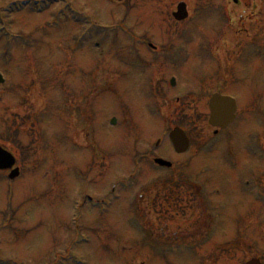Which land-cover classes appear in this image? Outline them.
<instances>
[{"label": "rangeland", "instance_id": "obj_1", "mask_svg": "<svg viewBox=\"0 0 264 264\" xmlns=\"http://www.w3.org/2000/svg\"><path fill=\"white\" fill-rule=\"evenodd\" d=\"M236 1L0 0V74L5 82L0 84V145L15 156L20 172L13 181L0 174V264H264V59L257 56L264 49V0ZM179 4L186 8L183 22L173 18ZM160 66L168 72L165 81L171 74L177 79L161 110L167 111L165 125L179 121V110L185 112L182 132L190 130L191 147L183 156L174 155L166 137L157 154L173 169H153L145 160L130 181L133 155L174 129L164 130L156 113L161 102L146 83L148 71ZM91 71L99 72L104 85L94 96L89 93L98 88L80 84L82 72ZM240 71L248 81L246 90L238 85L231 91L243 112L233 128L238 129L236 151L245 153V160L234 167L224 163L226 153L219 155L220 148L213 155H196L192 128L212 127V92L224 90L229 78L239 81ZM212 76L222 77L223 85ZM199 82L208 93L190 94L177 105L174 97L192 90L197 94ZM64 100L78 110L76 125L72 115L57 111ZM79 101L94 102L98 115L85 116L93 132L84 134L87 125L78 124ZM192 110L204 122L195 121ZM111 120L115 126H109ZM261 131L253 157L252 139ZM183 165V174L197 179L200 192L207 187L217 191L223 215L215 222V248L190 249L189 257L178 254L175 244L181 237L175 223L163 231L152 226L150 238L144 224L151 219L144 208L137 213L142 223L137 227L127 203L129 193L155 192ZM112 190L121 200L107 210L102 204H83L84 196L97 202ZM160 242L171 246L160 248Z\"/></svg>", "mask_w": 264, "mask_h": 264}, {"label": "flooded vegetation", "instance_id": "obj_2", "mask_svg": "<svg viewBox=\"0 0 264 264\" xmlns=\"http://www.w3.org/2000/svg\"><path fill=\"white\" fill-rule=\"evenodd\" d=\"M246 53V52H245ZM257 56L263 57L264 59V49L259 50L257 52ZM262 67L264 66V60L262 62ZM161 70L159 71H154L157 70V68H154V70L148 71V75L146 77V83H148V86H150L153 94L155 97H158L160 102H161V106L160 109L156 111V113L159 116V119L162 122V125L164 127V130L168 128H172L173 127H178L182 130V125L181 123L183 121H181L180 119H183L184 117V113L185 112H180V117H179V121L176 122L175 124L170 123L169 126L165 125L164 119L166 120V118L163 117V114H166L167 111L163 112L161 110H163V108H165L166 103H167V99L168 98V93L167 90H170V83L169 80L165 81V76L167 78L168 72L166 70L165 66H160ZM103 67L100 68V70ZM159 69V68H158ZM98 70V71H100ZM103 72V70H101ZM157 72L159 73L158 76ZM99 72L96 71H91L89 73H84L82 72V79L80 80V84H81V88L84 85L85 87L93 84L96 88H98L97 90H93V92H95V94H98V90L99 88L101 90H103L104 85H101V82L99 81L100 78L98 76ZM115 73H117V71H115ZM143 73V72H142ZM219 73V72H218ZM236 73V72H234ZM242 71L239 72V75H241ZM233 74V73H232ZM230 74V75H232ZM156 75V76H155ZM164 76V77H161ZM175 74H171V76H174ZM155 76V82H153V77ZM217 76V75H216ZM216 76H212L213 79H218L217 82L218 85H223V78L221 77L218 78ZM175 77V76H174ZM176 78V77H175ZM212 78L210 80H212ZM230 81L228 82L227 85H225L224 90L221 88H216L213 90L212 93H214L213 95H219V96H231L233 97L236 102H237V110L235 113V119L234 122L232 124H230L226 129H218V128H197V127H193V133H194V137H196V145L193 147L194 148V153L197 155L198 153H202L204 155H208V154H212L215 150L216 152H218V149H221V153H219V155H223L225 154L224 157V163L227 165L232 164L234 167L240 166V164L245 160L244 156L245 153H239L236 151L239 150L237 148L236 142H237V130L233 128V126H235L239 115L242 114V110H239V105H238V100L235 97L234 94H232V90L239 85L238 89L240 91L242 90H246L247 89V75H241L239 77V81L236 80V78H229ZM105 84V83H104ZM202 84V85H201ZM100 86V87H99ZM108 86V85H107ZM199 86L200 90L197 94H195L194 90L187 92V95H182L181 97H174L175 102L177 105H179L181 102L182 104H184V100H186L189 95L191 94L192 96H195L196 98H198V96L203 95L202 97L205 96V93H208V89L203 85L202 82H199ZM84 87V88H85ZM95 87L93 89H95ZM108 89V88H106ZM194 94V95H193ZM262 97V93L259 94L258 96V100ZM89 98V97H86ZM173 100V97H172ZM49 102H55V101H49ZM67 103V104H66ZM179 103V104H178ZM77 104L83 105L81 106V115H80V121L82 122H78V124H82L86 127L87 125V120H86V114H88L89 112L92 113L94 112V110H96L93 107L94 102L93 101H79ZM68 102L64 100L63 103H60L58 105V113L60 115H67L70 114L73 116V121L74 124H77V117L78 115L76 114L75 111L78 110H73L71 109L70 106H68ZM91 105V106H89ZM185 106V105H183ZM181 106V107H183ZM193 111V110H192ZM95 113V117L98 115V113ZM243 115V114H242ZM192 117H194L195 121L196 119H200V115L197 114L195 111L192 112ZM65 119V118H64ZM201 122H204V118L200 119ZM63 121V120H62ZM39 123L38 119L36 120V131H34V128L32 131L37 132V124ZM172 124V125H171ZM74 125V126H75ZM86 131H84V134L88 131L93 132L94 129L90 128L88 129V125L87 128H84ZM83 129V130H84ZM184 129V128H183ZM20 128H18V132H19ZM167 130L165 132H167ZM169 131V130H168ZM189 131L190 130H186V136H189ZM262 132V131H261ZM239 133L241 134V137L245 136L246 131L242 130L239 131ZM202 134L203 138L198 140V137ZM208 134H210V138L208 139ZM262 133H258L257 135H251L250 136H254L256 138V146L258 147V142L260 141L259 138H262ZM237 136V137H236ZM259 138H258V137ZM236 137V138H235ZM248 137V136H247ZM10 138V137H9ZM190 141V139H189ZM199 141H202L199 144ZM191 147V142L189 145V148ZM261 147V146H260ZM158 148L161 150L160 145H158ZM157 149H151V147L147 150L145 149L144 152L138 154V156H136L134 154L135 158H139V160L142 163H145V160L147 161H153L154 159L157 158H161V159H165L162 157V155H158V150ZM260 149V148H259ZM171 151L174 154L172 147H171ZM215 153V152H214ZM213 153V154H214ZM186 153L178 154V156H183ZM212 154V155H213ZM175 155V154H174ZM216 156V154L214 155ZM220 156V157H221ZM185 166H187V163L184 164ZM184 165L181 167V171L178 170V166H175V169H177L178 173L175 176L173 173V177L172 179L169 178H165L163 179L160 183H159V189H156L158 191L154 190L153 191H149V192H141V193H136L134 194V196L130 195L132 198L127 200L128 203V210H129V214L133 215V213H138L140 214V207L142 206L144 208V213H146L147 218L151 219L150 222H146V224H144L146 233L148 236H150L151 238V227L155 226L158 227L159 230L163 231L165 229H167L168 227L170 228V226L172 224H176L177 225V232H179V236L181 238H178V242L175 244L176 247L180 250H182V252L185 253V255H187V257L191 256V252L189 250L186 249H205L207 250V252L211 249L215 248V238H214V228L216 227V221H218L220 223V221L223 218V215H221V211H222V204L216 203V197L219 195L217 193H212L209 189V187H207V191L206 192H200L199 190V182H197V179H195L193 176H186L185 174H183V169H184ZM173 167L171 169H166L167 171L172 170ZM176 171V170H175ZM203 174H209V170H205L203 172ZM172 180V184L170 187L169 186V181ZM181 181V182H180ZM171 187H179L181 189V191L178 192H171L168 191L169 188L170 190H172ZM185 189V191H184ZM209 190V191H208ZM244 194V193H243ZM104 200H108V199H101L98 200L97 202L100 201H104ZM124 200V199H123ZM122 200V202H123ZM139 214H137L139 216ZM154 216V218L152 219L151 216ZM140 223L141 221L138 220ZM156 223V224H153ZM201 223V224H200ZM223 223V222H222ZM142 224V223H141ZM189 228V230H186V228ZM150 242H148L149 244ZM227 243V242H226ZM226 243H223L221 245H226ZM159 247L161 248H170L171 245H167V244H163L162 242H160ZM205 254V253H204Z\"/></svg>", "mask_w": 264, "mask_h": 264}, {"label": "water", "instance_id": "obj_3", "mask_svg": "<svg viewBox=\"0 0 264 264\" xmlns=\"http://www.w3.org/2000/svg\"><path fill=\"white\" fill-rule=\"evenodd\" d=\"M186 17H187V13L185 11L184 4H179L177 6V12L173 14V18L176 21H182ZM210 112H211V118L209 120V123L213 126H219L221 128H224L231 121L234 108L232 105L229 104L227 99L213 98L210 102ZM169 138L177 153L184 152L187 149L188 141L186 140L184 134L180 130L175 129L173 132L170 133ZM156 163H158L161 166L170 167L169 163H165L163 161L158 160L156 161ZM14 164L15 161L13 157L0 147V172L10 171ZM18 175H19L18 170L14 169L10 171L8 178L10 180H13L17 178ZM246 264H260V263L258 260H251Z\"/></svg>", "mask_w": 264, "mask_h": 264}, {"label": "trees", "instance_id": "obj_4", "mask_svg": "<svg viewBox=\"0 0 264 264\" xmlns=\"http://www.w3.org/2000/svg\"><path fill=\"white\" fill-rule=\"evenodd\" d=\"M12 138L14 137V136H11Z\"/></svg>", "mask_w": 264, "mask_h": 264}]
</instances>
